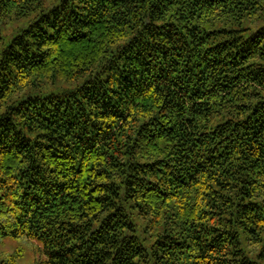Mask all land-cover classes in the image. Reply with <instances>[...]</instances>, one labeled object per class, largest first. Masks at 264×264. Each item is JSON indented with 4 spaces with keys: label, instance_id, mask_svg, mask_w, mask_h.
<instances>
[{
    "label": "trees",
    "instance_id": "1",
    "mask_svg": "<svg viewBox=\"0 0 264 264\" xmlns=\"http://www.w3.org/2000/svg\"><path fill=\"white\" fill-rule=\"evenodd\" d=\"M9 238L0 264H264V0H0Z\"/></svg>",
    "mask_w": 264,
    "mask_h": 264
},
{
    "label": "rangeland",
    "instance_id": "2",
    "mask_svg": "<svg viewBox=\"0 0 264 264\" xmlns=\"http://www.w3.org/2000/svg\"><path fill=\"white\" fill-rule=\"evenodd\" d=\"M22 25L24 26V22L22 23ZM72 85L68 84V83H61L55 86H48L46 88H44L42 90V92L45 93H54V94H61L65 89L70 88ZM24 245H26L23 241L21 240H16V239H7L5 246H3L0 250L4 251L6 253H12L14 252L16 249H19L20 247H23ZM25 247V246H24ZM24 256L21 258V260L19 261L18 264H30L31 261L35 258V254L32 251H27V252H23ZM34 254V256H33ZM3 258V255H0V259Z\"/></svg>",
    "mask_w": 264,
    "mask_h": 264
}]
</instances>
